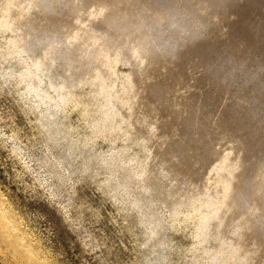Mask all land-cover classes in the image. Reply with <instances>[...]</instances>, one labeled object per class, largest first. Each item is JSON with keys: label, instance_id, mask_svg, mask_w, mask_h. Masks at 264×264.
I'll use <instances>...</instances> for the list:
<instances>
[{"label": "rangeland", "instance_id": "374dc122", "mask_svg": "<svg viewBox=\"0 0 264 264\" xmlns=\"http://www.w3.org/2000/svg\"><path fill=\"white\" fill-rule=\"evenodd\" d=\"M46 1L80 36L55 64V82L78 85L59 104L31 66L47 49L41 32L27 39L29 59L23 31L6 27L19 0H0V264H264V0H85L82 9ZM172 19L149 44L151 56L169 40L188 48L181 81L170 84L134 50L150 24ZM54 39L65 42L63 33ZM208 43L233 77H211L209 52L200 59L195 48ZM36 76L50 105L30 87ZM193 94L204 106L189 104ZM226 106L219 125L202 117L213 108L220 118ZM236 124L247 140L241 163L226 154L235 138L219 130ZM204 177L212 189H202Z\"/></svg>", "mask_w": 264, "mask_h": 264}, {"label": "bare ground", "instance_id": "6f19581e", "mask_svg": "<svg viewBox=\"0 0 264 264\" xmlns=\"http://www.w3.org/2000/svg\"><path fill=\"white\" fill-rule=\"evenodd\" d=\"M121 1V0H120ZM159 3L163 4H170V0H156ZM55 2V1H54ZM59 2V1H58ZM70 4L72 5V7H75L77 9H82L84 8L83 5L85 4V0H69ZM70 5V6H71ZM61 6V5H60ZM94 6V5H93ZM171 6V5H170ZM67 7V6H66ZM172 7V6H171ZM65 8V7H63ZM86 8V7H85ZM93 8V7H91ZM14 9V8H13ZM62 12L63 9H61ZM60 10V11H61ZM67 10V9H66ZM14 13L13 15H11L12 17L9 19V21L6 24V27L10 30V31H14V32H18V31H23V37L21 38V40H19L22 43V53L26 54L29 59L32 58V53L34 52V48L35 45H31L28 43V37L30 36L31 32L33 31H39L41 32L43 39L41 40V44L45 45L47 47V49L44 50V57L43 59H39V61H33L32 60V65L35 68V72H39L41 75L40 76H44L48 79V83H49V88L54 91L55 95L57 98H59L58 100H60V103H64V101L66 100V98L68 97L69 93H70V89L75 87V82L73 81L72 77H66L64 79H62L61 82L56 83L55 82V78L54 75L52 74V70L55 66V64L57 62H60L59 60L62 61V59L65 60L63 53L65 51H68V48L76 45L77 42H80V36L76 33H72L69 32L67 29V23L68 21L66 19H63L61 17H58V13H56V11H58V8L53 5V2H47L46 0H19L18 5L16 6L15 10H13ZM75 11V10H74ZM73 11V12H74ZM94 11V10H93ZM175 11V10H174ZM177 11V10H176ZM175 11V12H176ZM71 12V11H70ZM80 13V12H79ZM83 13V12H82ZM72 14V13H71ZM88 14V13H87ZM92 14V13H90ZM177 14V12H176ZM67 15V14H66ZM96 16L100 17L101 19H103L105 21V13H101V12H97L95 13ZM72 16V15H71ZM176 17H180L181 20L187 18V16H183L181 14H177ZM134 18V17H133ZM72 19V18H71ZM174 20L176 19H172L170 22L169 21H164L163 24H150V31L147 33V35L144 38L143 41V46L139 49H135L134 50V54L135 57L137 59V61L139 62V64H144L146 62L147 59H151L152 60V65H151V72L154 73H162L165 76V82L166 83H170L173 84L174 82L178 83L181 81L182 75L184 74L186 68H187V64H186V58L188 55V48L186 47H180L178 46V42H174L171 43L169 41H167L160 49L159 52L156 54V56H151V49L149 47L150 44V40L151 41H155L156 39H162L164 34L168 32V27L171 26L174 23ZM178 20V19H177ZM29 22V23H28ZM32 22V23H30ZM201 23V22H200ZM25 24H30L28 29H23ZM71 25V24H70ZM165 28V29H164ZM73 30V28H72ZM79 31V30H78ZM64 34L65 36V42H61L58 41L56 39H54L52 42L51 41H47L49 40V38H54L56 35L61 36V34ZM81 33V32H80ZM82 34V33H81ZM156 34L157 37H156ZM168 34V33H167ZM172 35V34H171ZM170 35V36H171ZM32 38V37H31ZM59 38V37H57ZM85 38V37H84ZM16 40V39H15ZM30 40V39H29ZM38 41V39H37ZM47 41V42H45ZM84 41V40H83ZM87 41V40H86ZM158 41V40H157ZM14 42V41H13ZM39 42V41H38ZM44 42V43H43ZM49 42V43H48ZM78 42V43H79ZM89 42V41H88ZM159 42V41H158ZM48 43V44H46ZM137 43V42H136ZM80 44V43H79ZM90 44V43H89ZM83 45V44H82ZM85 45V43H84ZM82 47L81 49V56L85 57L87 59L88 62H91V57L89 55V51L87 49L86 46ZM151 45V44H150ZM157 45V43H156ZM17 46V45H16ZM77 46V45H76ZM75 46V49H77V47ZM20 47V46H19ZM18 47V48H19ZM196 50H198L200 59H202L203 54H206V52L208 51V63L205 64V66L207 67L208 72L210 73L212 78H218L219 76H234L232 75V71H227L225 70V60H223V58L217 56L214 53V49L211 50L210 44L208 43L207 45H203V44H197L195 45ZM20 49V48H19ZM42 49V48H41ZM91 49V48H90ZM78 50V49H77ZM19 51V50H17ZM73 52V51H72ZM79 52V51H78ZM67 53V52H66ZM71 53V52H70ZM74 53V52H73ZM77 53V51H76ZM95 52L93 51V54ZM79 54V53H78ZM92 54V55H93ZM21 55V54H20ZM151 56V57H147V56ZM72 56V55H70ZM75 57V56H74ZM94 57V56H93ZM16 58V57H15ZM70 58V57H69ZM76 58V57H75ZM17 59V58H16ZM74 59V58H73ZM79 59V58H77ZM76 59V60H77ZM94 59V58H93ZM67 60V59H66ZM70 61V60H69ZM83 61V60H82ZM81 61V62H82ZM68 62V61H67ZM87 62V63H88ZM77 63V62H76ZM80 63V62H79ZM86 63V64H87ZM69 64V63H68ZM73 64V63H72ZM78 64V63H77ZM94 64V63H93ZM70 65V64H69ZM89 65V63H88ZM87 65V66H88ZM67 66V65H66ZM97 66V65H96ZM95 66V67H96ZM32 67V68H33ZM70 67V66H69ZM94 67V68H95ZM195 68L200 69L201 67L198 65H194ZM84 68V67H83ZM81 68V69H83ZM92 68V67H91ZM243 68V66L241 67ZM69 70V69H68ZM100 70V69H99ZM178 70V71H177ZM243 70V69H242ZM247 70V69H246ZM95 71V70H93ZM101 71V70H100ZM173 71H177V75L173 74ZM31 72V69L30 71ZM251 72V71H250ZM34 73V72H33ZM32 73V75H33ZM68 73V72H67ZM232 73V74H231ZM71 73H68V75ZM251 73H247L245 75H243L242 77V82L244 83H248L250 84L252 82V78L250 77ZM27 75V73H26ZM30 75V76H32ZM37 75V74H36ZM39 75V74H38ZM24 76V75H23ZM29 76V75H28ZM34 76V75H33ZM177 76V77H176ZM26 77V76H25ZM59 77V76H58ZM93 77V76H92ZM94 77L97 78L96 80H99L100 82L103 81L104 76L103 73L99 72V71H95L94 72ZM176 77V78H174ZM34 77H32L33 79ZM41 77L36 76L35 80L32 82L31 84V88L32 90L37 94V96L40 98V101L42 102V104L45 105H50V101H54V99L49 98L48 97V93L46 90H42L40 87V83L41 81L39 80ZM163 80V81H164ZM80 82V81H79ZM183 83V82H182ZM78 85V84H77ZM76 85V86H77ZM164 86V85H163ZM167 86V85H166ZM242 86V85H240ZM239 86V87H240ZM188 87V86H187ZM242 88V87H241ZM165 90V89H164ZM211 91L214 90V88L212 87L210 89ZM156 91V88L154 89V92ZM158 91H160L158 89ZM153 92V91H151ZM161 92V91H160ZM159 92V93H160ZM179 93V92H178ZM204 93V92H203ZM206 93V91H205ZM161 94V93H160ZM154 95V94H153ZM158 95V93H157ZM160 96V95H159ZM204 96V95H203ZM54 97V96H53ZM69 98V97H68ZM156 98V96H155ZM205 98V97H204ZM158 99V98H157ZM137 100V99H136ZM188 101L189 104L193 105V107H195L197 104L202 103V105L204 106V99L203 97L199 96L198 94H193V95H189L188 96ZM59 102V101H58ZM206 102V101H205ZM49 103V104H48ZM134 104V103H133ZM65 105V104H64ZM63 106V105H62ZM51 107V106H50ZM192 107V106H191ZM48 108V107H47ZM48 111V110H47ZM206 112V111H205ZM231 112V108L230 106H226L225 109L222 111L221 113V117L217 118L216 117V110H213V108L211 109V111H208L206 113H204V115L202 117H204V119L206 118V120H210V119H215L216 120V124L219 125L221 124L222 121H226V119L230 118V115H228ZM144 115V114H143ZM147 118V117H146ZM217 118V119H216ZM147 120V119H146ZM202 120V119H201ZM153 121V119L151 120ZM157 121V120H156ZM155 121V122H156ZM143 122V121H142ZM158 122V121H157ZM146 124V123H145ZM151 125V124H150ZM156 125V124H155ZM148 126V125H147ZM153 126V124H152ZM151 126V127H152ZM144 127V126H143ZM154 127V126H153ZM145 128V127H144ZM156 128V127H155ZM220 128V127H219ZM147 129V128H146ZM150 130V129H149ZM154 130V128L152 129ZM151 130V131H152ZM156 130V129H155ZM154 130V131H155ZM221 133H229L228 135H232L235 138L236 143L234 142V140L232 142L235 143V145H231L232 148L226 150V154L229 157L230 160L236 162V163H241L242 160L246 161V154L244 153V149H240L238 148L239 145L244 142L246 134L243 135H239V130L240 127L238 124L235 125V128L233 129H227V128H221L219 129ZM153 133V132H151ZM156 133V132H155ZM155 135V134H154ZM166 135V134H165ZM227 135V134H226ZM230 137V136H228ZM169 138V137H168ZM155 139V138H154ZM157 140V139H156ZM161 140V139H160ZM167 140V139H166ZM165 140V141H166ZM247 141V140H246ZM159 143V142H158ZM180 144V143H179ZM182 144V143H181ZM233 144V143H231ZM248 144V143H247ZM163 146V145H162ZM247 147V146H246ZM250 147V146H249ZM174 149V148H173ZM177 149L179 151H181L183 149V147L181 145L177 146ZM190 151V150H189ZM251 151V150H250ZM206 152L203 151V154L201 155V157L199 159L203 160L204 156H205ZM152 155V154H151ZM157 156V155H156ZM149 157V156H148ZM147 157V158H148ZM197 157V156H196ZM155 158V157H154ZM161 158V157H160ZM252 158V157H251ZM157 159V158H156ZM207 159V158H206ZM155 160V159H154ZM186 160V159H185ZM200 160V161H201ZM176 161V160H175ZM162 162V161H161ZM180 162V161H179ZM154 164V163H153ZM202 164V162H201ZM208 164V163H207ZM253 164V163H252ZM162 165V164H161ZM200 165V164H199ZM160 166V165H159ZM166 166V165H165ZM210 166V165H209ZM155 167V166H154ZM181 167V166H180ZM198 167V166H197ZM150 168V167H149ZM157 168V167H156ZM160 168V167H159ZM163 168V167H162ZM160 168V169H162ZM172 168V167H171ZM138 169V168H137ZM198 169V168H197ZM195 170V169H194ZM200 170V169H199ZM166 171V170H165ZM145 169L142 171L141 170V174H147L145 173ZM167 172V171H166ZM150 174V173H149ZM179 174V173H178ZM158 175V174H157ZM159 175H162L161 173ZM198 175V174H197ZM150 176V175H149ZM163 176V175H162ZM210 176V175H208ZM134 177V176H133ZM146 177V176H145ZM178 177V175H177ZM184 177V176H182ZM181 177V178H182ZM197 177V176H196ZM129 178V177H128ZM138 178V176L136 177ZM174 178V177H173ZM191 178V177H190ZM188 178V179H190ZM141 179V177H140ZM149 179V178H148ZM152 179V178H150ZM164 179V177H163ZM170 180V179H169ZM201 180V179H200ZM141 181V180H140ZM179 180L177 179V182ZM191 181V180H190ZM137 182V181H136ZM164 182V181H163ZM169 182V181H168ZM174 182V181H173ZM180 182V181H179ZM189 182V181H188ZM202 184H203V188H210L213 187L214 185V180L211 177H207V178H203L202 179ZM158 184V183H157ZM176 184V183H175ZM185 184V183H184ZM132 185V184H131ZM137 185V184H136ZM135 185V186H136ZM139 185V184H138ZM160 185V184H159ZM158 185V186H159ZM171 185V184H170ZM182 184L180 183V186ZM189 185V183L187 184V186ZM202 186V185H201ZM200 186V187H201ZM152 187V186H151ZM179 187V186H178ZM185 187V186H183ZM189 187V186H188ZM142 188V187H141ZM145 188V187H144ZM149 188V187H148ZM165 188V187H163ZM167 188H168V184H167ZM191 188V185H190ZM198 188V187H197ZM176 189V188H175ZM174 189V191H175ZM182 189V188H181ZM180 189V190H181ZM194 189V188H192ZM144 190V189H142ZM147 190V189H146ZM150 190V189H149ZM161 190V189H160ZM179 190V189H178ZM187 190V189H185ZM167 191L169 190H165V192L167 193ZM146 192V191H145ZM194 191L192 192H187L185 193L186 196L191 195ZM169 194V193H168ZM167 194V196H168ZM194 194V193H193ZM165 196V194H164ZM170 196V195H169ZM172 197H182L183 195H181L178 192H174L171 194ZM185 196V195H184ZM170 198V197H169Z\"/></svg>", "mask_w": 264, "mask_h": 264}]
</instances>
